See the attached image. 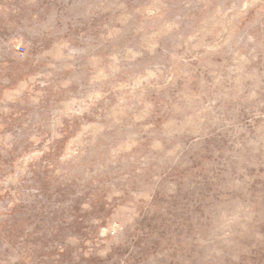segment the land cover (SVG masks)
Instances as JSON below:
<instances>
[{
	"label": "rangeland",
	"instance_id": "rangeland-1",
	"mask_svg": "<svg viewBox=\"0 0 264 264\" xmlns=\"http://www.w3.org/2000/svg\"><path fill=\"white\" fill-rule=\"evenodd\" d=\"M0 264H264V0H0Z\"/></svg>",
	"mask_w": 264,
	"mask_h": 264
}]
</instances>
